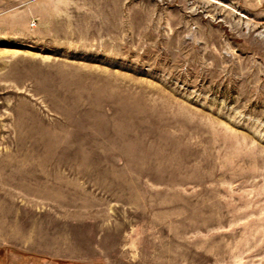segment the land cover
<instances>
[{
	"label": "rangeland",
	"instance_id": "rangeland-1",
	"mask_svg": "<svg viewBox=\"0 0 264 264\" xmlns=\"http://www.w3.org/2000/svg\"><path fill=\"white\" fill-rule=\"evenodd\" d=\"M0 264H264V0H1Z\"/></svg>",
	"mask_w": 264,
	"mask_h": 264
},
{
	"label": "crops",
	"instance_id": "crops-1",
	"mask_svg": "<svg viewBox=\"0 0 264 264\" xmlns=\"http://www.w3.org/2000/svg\"><path fill=\"white\" fill-rule=\"evenodd\" d=\"M1 1V0H0Z\"/></svg>",
	"mask_w": 264,
	"mask_h": 264
}]
</instances>
